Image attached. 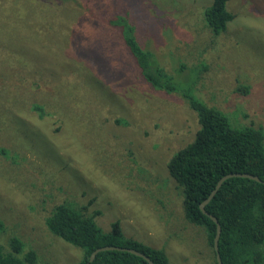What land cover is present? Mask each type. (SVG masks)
Segmentation results:
<instances>
[{
    "label": "rangeland",
    "instance_id": "1",
    "mask_svg": "<svg viewBox=\"0 0 264 264\" xmlns=\"http://www.w3.org/2000/svg\"><path fill=\"white\" fill-rule=\"evenodd\" d=\"M211 2L0 0L3 242L13 232L42 263L76 264L82 250L44 217L65 198L92 199L104 231L119 220L126 236L163 248L172 264L215 263L167 167L193 141L197 112L143 77L109 21L124 15L169 72L204 61L198 87L208 104L235 125L264 129V0H228L235 18L218 35L205 18Z\"/></svg>",
    "mask_w": 264,
    "mask_h": 264
},
{
    "label": "trees",
    "instance_id": "2",
    "mask_svg": "<svg viewBox=\"0 0 264 264\" xmlns=\"http://www.w3.org/2000/svg\"><path fill=\"white\" fill-rule=\"evenodd\" d=\"M227 2L212 0L205 10L207 24L215 35L225 32L228 23L235 18V14L227 9ZM55 13L56 9L53 15ZM62 15L64 20L65 14ZM55 17L52 16L53 20ZM109 21L121 29L126 51L143 77L157 89L180 93L197 112L200 128L193 141L176 152L167 167L183 189L186 217L205 227L214 264H218L214 248L217 224L201 210L200 203L225 174L249 172L264 181V129L262 126L235 125L226 112L208 104L198 87L201 71L208 68L204 61L191 64L183 61L181 65L178 62L174 71L169 72L155 51L139 42L135 26L124 15L117 14ZM186 74L189 76L185 77ZM86 119L89 118L83 117V121ZM263 181L229 177L206 204L207 211L221 223L219 252L223 264H264ZM93 202L91 199L79 203L65 198L54 204L44 217L46 229L82 250V258L76 264H149L143 257L122 250L100 251L90 261L92 252L105 245L136 248L156 264H172L163 248L126 236L119 220L112 223L109 231H104L96 221L101 211L91 209ZM0 230H8L2 221ZM7 234V241L0 239V264H52L42 263L38 250L22 236L13 232Z\"/></svg>",
    "mask_w": 264,
    "mask_h": 264
},
{
    "label": "water",
    "instance_id": "3",
    "mask_svg": "<svg viewBox=\"0 0 264 264\" xmlns=\"http://www.w3.org/2000/svg\"><path fill=\"white\" fill-rule=\"evenodd\" d=\"M232 176L249 177V178H253V179L257 180V181H263L258 175L253 174V173H249V172H231V173L225 174L224 176H222L219 179V181L217 182L215 188L211 191L209 196L203 202L200 203L201 210L204 213H206L209 217H211L212 220L215 221L216 224H217V231H216V234H215V237H214V248L216 250V258H217L218 264H223V261H222V258H221L220 252H219V239H220L222 227H221V223L219 222L218 218L215 215H213V214H211V213H209L207 211L206 204L215 195V193L218 191V189L220 188L222 183L227 178L232 177ZM104 250L128 251V252H131V253H134V254H136L138 256L143 257L144 259H146L149 262V264H156L146 253H144L141 250H138L136 248L117 246V245H105V246H100V247L96 248L91 254L90 261H93L95 259V256H96V254L98 252L104 251Z\"/></svg>",
    "mask_w": 264,
    "mask_h": 264
}]
</instances>
